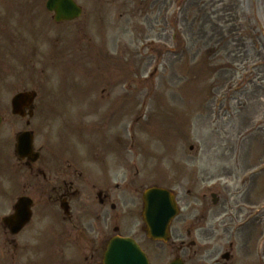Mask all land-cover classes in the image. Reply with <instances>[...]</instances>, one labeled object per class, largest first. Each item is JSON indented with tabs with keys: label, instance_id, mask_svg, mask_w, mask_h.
I'll use <instances>...</instances> for the list:
<instances>
[{
	"label": "flooded vegetation",
	"instance_id": "flooded-vegetation-1",
	"mask_svg": "<svg viewBox=\"0 0 264 264\" xmlns=\"http://www.w3.org/2000/svg\"><path fill=\"white\" fill-rule=\"evenodd\" d=\"M38 5L0 0V87L5 92L0 94V264H103L111 243L112 257L120 260L125 254L120 245L127 248L131 241L150 264H236L232 237L242 234L232 233L221 189L203 183L210 178L206 173L200 183L195 181L199 177L193 178L191 168V174L190 169L181 173L188 176L186 196L181 178L157 176L156 185L171 189L182 210L173 218L166 241L147 237L139 208L144 189L138 170L131 175L126 147L121 146L122 99L115 78L112 84L80 91L73 87L69 94L48 88L40 76L39 57L44 54L37 42L51 37L46 25L37 29L34 23ZM47 15L44 22L52 19ZM67 23H57L62 29L53 42L69 35ZM93 42L84 33L53 53L106 65L112 60L115 74L118 52L100 45L101 53ZM105 71L93 70L92 80ZM27 91L34 93L33 99L13 109L12 97ZM19 136L26 150L31 144L24 155L16 150ZM242 242L245 246L249 240Z\"/></svg>",
	"mask_w": 264,
	"mask_h": 264
},
{
	"label": "rangeland",
	"instance_id": "rangeland-1",
	"mask_svg": "<svg viewBox=\"0 0 264 264\" xmlns=\"http://www.w3.org/2000/svg\"><path fill=\"white\" fill-rule=\"evenodd\" d=\"M76 1L86 31L103 24L118 42L120 131L130 165L149 170L143 187L156 182L159 158L164 167L170 159L192 165L199 181L206 173L203 183L221 189L232 233L239 227L243 237H232L236 264H264V0ZM37 23L44 25L40 14ZM63 69L57 63L48 72L58 78ZM249 185L257 197L247 203ZM248 214L253 221L245 225Z\"/></svg>",
	"mask_w": 264,
	"mask_h": 264
},
{
	"label": "water",
	"instance_id": "water-1",
	"mask_svg": "<svg viewBox=\"0 0 264 264\" xmlns=\"http://www.w3.org/2000/svg\"><path fill=\"white\" fill-rule=\"evenodd\" d=\"M47 8L55 11L56 20L73 18L80 12L72 0H48ZM143 199V217L149 226V236L165 239L166 229L177 212L173 198L166 190L151 188L144 193ZM110 250L105 264H146L134 246L130 249L121 247V253L125 254L120 256V260L113 258Z\"/></svg>",
	"mask_w": 264,
	"mask_h": 264
}]
</instances>
